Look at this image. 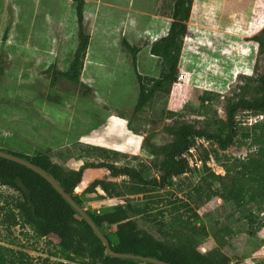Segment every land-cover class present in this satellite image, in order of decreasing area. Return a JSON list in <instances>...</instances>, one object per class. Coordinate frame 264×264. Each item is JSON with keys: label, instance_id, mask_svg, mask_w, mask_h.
Masks as SVG:
<instances>
[{"label": "rangeland", "instance_id": "1", "mask_svg": "<svg viewBox=\"0 0 264 264\" xmlns=\"http://www.w3.org/2000/svg\"><path fill=\"white\" fill-rule=\"evenodd\" d=\"M84 1L83 22L89 45L80 85L62 78L54 83L51 80L53 70L68 68L77 46L76 1L0 0V148L30 157L47 153L64 171L78 169L84 163L97 164L105 158L117 167L141 169L144 176L158 179L162 156L151 151L146 137L155 144L172 141L162 126L176 118L197 128L218 129L220 123L216 121L226 119V99L239 93L245 76L264 70V53L258 54L252 40L264 28V0H193L179 62L187 79L182 85L173 83L167 92L156 96V100L162 97L161 101L131 116L134 106L127 93L133 89L135 80L131 74L135 65L122 39L136 45L141 38L145 48L163 36L171 20L173 0ZM86 89L90 91L85 94ZM117 102L126 111L130 108L128 112L117 110ZM151 109H156L159 118L151 116ZM233 119L237 130L233 142L221 149L211 140L197 138L184 154L191 173L173 177L172 184L118 198H108L97 189L100 186L95 187L97 196L92 188L83 193L85 185L95 179H124L111 178L107 169L98 168L89 174L90 181L81 183L74 192L80 194L82 207L92 213L111 210L115 204L109 199L117 204H138L165 197L178 203L177 198L185 199L187 191L200 179L198 170L206 150V165L226 177L238 174L237 160H244L258 147L251 143L253 136L264 143L259 136L263 128L257 125L264 124V113L238 111ZM248 130L250 137L245 139L242 133ZM101 149L117 154L102 155ZM214 185L218 187L219 183ZM16 197L15 190L0 185V264H99L80 257L65 260L55 237L38 236L28 225L6 220L3 208L10 210ZM171 208L164 202L148 207L151 213L164 210L163 219L177 213ZM247 208L256 215L252 224L245 214L228 216L235 208L218 196L196 207V220L183 208L179 213L196 225L209 228L217 222L216 228L229 227L231 233L225 236L221 250L230 257L231 264H255L264 260V225L256 228L262 215L253 204ZM113 227L105 225L104 230L115 242ZM215 244L210 233L196 240L201 252Z\"/></svg>", "mask_w": 264, "mask_h": 264}, {"label": "trees", "instance_id": "2", "mask_svg": "<svg viewBox=\"0 0 264 264\" xmlns=\"http://www.w3.org/2000/svg\"><path fill=\"white\" fill-rule=\"evenodd\" d=\"M75 14L77 22L78 42L74 50L71 62L65 71L53 70L51 72L52 82L59 78L65 79L72 84L83 83L79 77L83 67L88 45L89 34L85 30L83 7L84 0H75ZM193 0H174L172 12H170V23L165 35L155 39L150 46V53L162 58L157 77L146 76L135 70L138 82V96L131 116L143 113L146 107L151 105L156 92H167L177 80L178 66L183 46V38L187 34V25L191 13ZM257 44L258 54L264 53V28L252 36ZM123 46L129 51L132 63L135 65L136 54L139 48L130 45L126 39H122ZM86 89L84 93H88ZM252 95L249 96V94ZM226 119L216 121L220 123L219 128L213 131L210 128H197L194 124L182 119H172L171 122L162 126L164 132L173 137L172 141L164 144H155L146 141L154 154L162 156L158 168L160 176L151 179L144 176L141 169L133 167H117L106 162L105 158L97 164L84 163L78 169L64 171L57 162L51 161L47 153L34 154L31 157L23 153L0 148L1 150L15 154L37 165L51 175L59 185L80 206L83 201L80 194L74 189L82 181L83 172L88 168H105L111 178H124L122 182L105 179H95L82 189L83 193L91 188L97 192L95 187L100 186L108 198L120 197L122 195L140 194L150 190L163 188L172 184L173 177L191 173V166L184 156L195 145L197 138L211 140L221 149L227 148L237 135L234 126V115L238 111H246L253 114L264 113V70L257 72L255 76H245V81L238 94L226 99L224 106ZM129 119L127 125L130 126ZM259 135L264 138V124ZM225 130V131H224ZM227 130V131H226ZM242 137H250L249 130L242 133ZM252 144H256V150L250 152L244 160H237L238 174L222 177L215 174L206 165L209 152L203 155L201 169L198 170L200 179L191 186L186 193L185 199L177 202L159 197L148 199L141 203H120L103 213H92L85 210L93 222L107 238L110 247L118 252L132 253L142 256H150L161 259L172 264H231L230 257L226 255L221 247L224 239L231 230L227 226L216 228L217 222L207 228L203 224L196 225L194 221L184 218L180 209L190 211L192 219L199 218L196 207L218 196L221 200L235 208L228 216L245 214L252 224L254 215L249 208L250 204L256 206L261 221L257 222L256 228L264 225V143L253 136ZM96 149V147H93ZM102 155L106 153L117 154L116 151L101 149ZM218 182L219 186L215 187ZM0 185L7 186L18 193V197L12 200L11 209H4L5 219L11 224L22 222L28 225L38 236H53L57 239L63 258L73 261L80 257L98 262L99 264H153L150 262L133 259L117 258L105 253L101 241L95 236L90 226L69 206L60 194L39 174L19 163L0 157ZM176 200V197H175ZM166 203L172 206V211H177L168 219H163L164 210L151 213L148 207L152 204ZM194 205L191 206L190 203ZM196 206V207H195ZM105 225L114 226L112 234L116 241L112 242L104 230ZM210 233L215 241V247L201 252L196 247L197 237ZM56 264H68L62 261ZM255 264H264V260Z\"/></svg>", "mask_w": 264, "mask_h": 264}, {"label": "water", "instance_id": "3", "mask_svg": "<svg viewBox=\"0 0 264 264\" xmlns=\"http://www.w3.org/2000/svg\"><path fill=\"white\" fill-rule=\"evenodd\" d=\"M0 157L5 158L7 160H11L16 163H19L21 165H24L30 168L31 170H33L34 172H36L37 174H39L46 181H48L52 185V187L60 194V196L69 204V206L72 207L76 211V213L90 226L95 236L101 241L102 245L104 246L105 253L107 255L117 257V258L133 259V260H138V261L150 262L153 264H172V263H168L161 259H157V258L150 257V256H142V255L118 252V251L113 250L110 247L109 242L107 238L105 237V235L97 227V225L93 222V220L87 214L85 209L82 206L78 205L73 200V198L67 192H65V190L59 185V183L51 175H49L47 172H45L43 169L33 164L32 162L24 158H21L15 154H12L10 152L1 150V149H0ZM97 189L101 190L100 187H97ZM108 201L113 202V204L118 203V201H113L110 199Z\"/></svg>", "mask_w": 264, "mask_h": 264}, {"label": "crops", "instance_id": "4", "mask_svg": "<svg viewBox=\"0 0 264 264\" xmlns=\"http://www.w3.org/2000/svg\"><path fill=\"white\" fill-rule=\"evenodd\" d=\"M174 1V0H173ZM172 12V11H171ZM171 21V20H170ZM168 31V30H167ZM167 31L165 32V34L167 33ZM164 34V35H165ZM128 41V40H127ZM140 43H137L135 46H137L139 48L137 54H136V59H135V67L132 69V76H133V79L136 81H133L134 84H133V89L129 91V93H127L129 95V98H131V107H133L136 103V100H137V96H138V82H137V78H136V74H135V70L142 74V75H146V76H151V77H157L158 76V73H159V69H160V65H161V61H162V58L159 57V56H156V55H153L150 53V46H151V43L153 41H151L150 43H148L145 48L144 46L141 45V38L139 40ZM130 45H132L130 42H128ZM144 48V49H143ZM144 51V54H142V52ZM179 68V66H178ZM174 84L177 86V85H182V83L180 82H177V80L174 82ZM173 88V87H172ZM159 93H162V92H156L154 97H153V100H152V103L154 102H158L157 100L161 101L162 100V97H158L159 99L156 100V96L159 95ZM123 96V94H122ZM162 96V95H161ZM151 103V104H152ZM117 107V110L118 109H122L124 112H128V110L130 108H128V110L126 111L123 106L120 105V102H117L116 104ZM150 106V105H149ZM154 105H153V109H154ZM133 109V108H132ZM152 110V109H151ZM151 112V111H150ZM156 112V109L152 112H151V116H156V118H159L157 116V114H155ZM117 117V116H116ZM120 120H124V118L122 116L118 117ZM96 169L98 168H88V169H85L84 172H83V177H82V180L84 182V184L88 183L90 181L89 179V174H92V172L96 171ZM92 171V172H91ZM94 174V173H93ZM91 176V175H90ZM92 178H96V177H92ZM93 180V179H91Z\"/></svg>", "mask_w": 264, "mask_h": 264}, {"label": "built area", "instance_id": "5", "mask_svg": "<svg viewBox=\"0 0 264 264\" xmlns=\"http://www.w3.org/2000/svg\"><path fill=\"white\" fill-rule=\"evenodd\" d=\"M177 78V82H180V83H182V82H184L186 79H187V73L186 72H184L183 70H181V69H178V73H177V76H176ZM81 185H83V184H79V185H77V187H76V189L78 188V187H80ZM209 250V249H208Z\"/></svg>", "mask_w": 264, "mask_h": 264}]
</instances>
